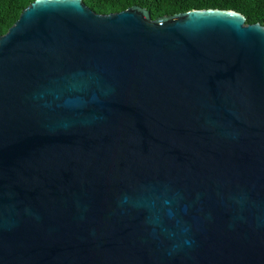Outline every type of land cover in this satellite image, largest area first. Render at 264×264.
<instances>
[{"label":"water","instance_id":"water-1","mask_svg":"<svg viewBox=\"0 0 264 264\" xmlns=\"http://www.w3.org/2000/svg\"><path fill=\"white\" fill-rule=\"evenodd\" d=\"M0 264H264V25L24 6L0 34Z\"/></svg>","mask_w":264,"mask_h":264},{"label":"trees","instance_id":"trees-1","mask_svg":"<svg viewBox=\"0 0 264 264\" xmlns=\"http://www.w3.org/2000/svg\"><path fill=\"white\" fill-rule=\"evenodd\" d=\"M32 0H0V34L16 20ZM98 13L119 11L137 4L145 7L151 18L187 11L192 8H228L241 12L247 23L264 25V0H83Z\"/></svg>","mask_w":264,"mask_h":264}]
</instances>
